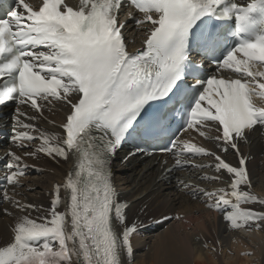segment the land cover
<instances>
[{
	"label": "snow or ice",
	"instance_id": "6c2138e0",
	"mask_svg": "<svg viewBox=\"0 0 264 264\" xmlns=\"http://www.w3.org/2000/svg\"><path fill=\"white\" fill-rule=\"evenodd\" d=\"M130 27L144 37L133 50ZM0 81V105L17 104L10 140L22 150L5 154L0 175V202L19 213L11 235L0 233V264H137L133 238L143 221L129 218L112 167L128 140L138 143L124 161L152 140L173 157L164 174L214 170L201 183L178 177V190L226 229H264V194L253 191L241 148L264 130V103H256L264 100V0H13L0 16ZM54 105L67 109L60 131L38 128ZM192 131L212 147L182 138ZM41 154L71 162L47 208L15 191L30 169L40 171L25 157ZM205 157L212 162H193Z\"/></svg>",
	"mask_w": 264,
	"mask_h": 264
},
{
	"label": "bare ground",
	"instance_id": "6f19581e",
	"mask_svg": "<svg viewBox=\"0 0 264 264\" xmlns=\"http://www.w3.org/2000/svg\"><path fill=\"white\" fill-rule=\"evenodd\" d=\"M50 109H45V118L35 123L42 130L58 132L60 129L57 126L67 109H61L59 105L50 106ZM21 111L29 116L34 114L26 107H22ZM184 136L190 137L194 143L206 144L195 131ZM250 140V146L241 145L242 151L248 156L249 181L254 192L264 194V130L253 133ZM38 144L39 141H36L30 148ZM208 147L211 148L212 145ZM9 149L22 154V150L12 143ZM127 153L128 151L118 152L112 167L116 187L132 206L128 211L129 218L133 219L135 213L139 221H143L133 238L137 264H201L196 259L198 254L203 256V264H264V229H253L250 232L226 229L222 217L214 212L209 213L200 201L192 199L177 188L178 177L187 182L201 183L198 177L215 175L214 171L189 168L168 175L163 170L174 163L172 156H166L167 164H162L163 159H159L157 155L146 157L137 154L124 161ZM208 159L196 158L193 162L210 164L211 158ZM227 159L231 161L232 155L229 154ZM25 160L29 165L43 167L42 172L41 169L39 172L30 169V174L44 175L23 178V186L15 190L20 194L16 199L47 208L49 189L55 183L62 182L71 162L56 163L43 154L39 160L27 157ZM223 179L227 181L228 176L225 175ZM202 186H207L210 190L217 187L213 184L209 186L207 182ZM8 190L9 193L12 192L10 187ZM4 209L13 212V216L5 215ZM16 215L19 213L3 202L0 207V233H3L4 238L11 235ZM177 215L182 218L175 219ZM217 240L220 241L219 244ZM205 243L207 248L203 247Z\"/></svg>",
	"mask_w": 264,
	"mask_h": 264
},
{
	"label": "rangeland",
	"instance_id": "374dc122",
	"mask_svg": "<svg viewBox=\"0 0 264 264\" xmlns=\"http://www.w3.org/2000/svg\"><path fill=\"white\" fill-rule=\"evenodd\" d=\"M40 168H41V167H40ZM42 168H43V167H42ZM42 171H43V170H42ZM42 175H44V173H40L39 176H37V175L34 174V175H31V177H33V176H35V177H36V176H37V177H40V176H42ZM26 177H28V175H27ZM212 184H213V185H216V186L218 185L217 183H208L209 186H212ZM37 189H38V188H37Z\"/></svg>",
	"mask_w": 264,
	"mask_h": 264
},
{
	"label": "clouds",
	"instance_id": "9594fccd",
	"mask_svg": "<svg viewBox=\"0 0 264 264\" xmlns=\"http://www.w3.org/2000/svg\"><path fill=\"white\" fill-rule=\"evenodd\" d=\"M196 259L199 260V261H201V264H203V256H202V255H199V254H198V255L196 256Z\"/></svg>",
	"mask_w": 264,
	"mask_h": 264
}]
</instances>
